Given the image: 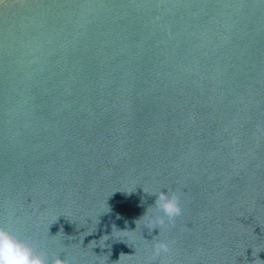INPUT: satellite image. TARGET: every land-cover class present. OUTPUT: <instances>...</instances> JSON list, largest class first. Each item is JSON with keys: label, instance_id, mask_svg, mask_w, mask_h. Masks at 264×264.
Listing matches in <instances>:
<instances>
[{"label": "water", "instance_id": "obj_1", "mask_svg": "<svg viewBox=\"0 0 264 264\" xmlns=\"http://www.w3.org/2000/svg\"><path fill=\"white\" fill-rule=\"evenodd\" d=\"M144 189L182 215L150 233ZM0 221L71 264H264V0H0Z\"/></svg>", "mask_w": 264, "mask_h": 264}, {"label": "clouds", "instance_id": "obj_2", "mask_svg": "<svg viewBox=\"0 0 264 264\" xmlns=\"http://www.w3.org/2000/svg\"><path fill=\"white\" fill-rule=\"evenodd\" d=\"M122 189L131 194L132 189ZM144 191L147 192L145 189ZM149 194L156 196L154 203L156 211L145 224L150 233L156 228L161 231L166 224L174 223L175 219L182 215L181 197L178 193L161 190ZM147 215L148 211L142 218H146ZM171 253L172 242L157 240L152 246L149 264L156 260H159L160 264H171ZM0 264H71V262L59 253L50 256L46 250L13 230L8 223L0 221Z\"/></svg>", "mask_w": 264, "mask_h": 264}]
</instances>
